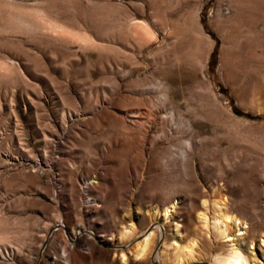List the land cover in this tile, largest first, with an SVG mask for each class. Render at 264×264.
<instances>
[{"label": "rangeland", "instance_id": "1", "mask_svg": "<svg viewBox=\"0 0 264 264\" xmlns=\"http://www.w3.org/2000/svg\"><path fill=\"white\" fill-rule=\"evenodd\" d=\"M0 62V264H212L230 241L264 264V0H0ZM202 196L249 228L216 238Z\"/></svg>", "mask_w": 264, "mask_h": 264}, {"label": "bare ground", "instance_id": "2", "mask_svg": "<svg viewBox=\"0 0 264 264\" xmlns=\"http://www.w3.org/2000/svg\"><path fill=\"white\" fill-rule=\"evenodd\" d=\"M194 16H195V19L193 21L194 26L199 30V32H201V34H203L202 33L203 27L199 23L198 13L195 12ZM45 23H42V24L45 25ZM44 25H42V26H44ZM46 27H47V24H46ZM49 28H50V30H49L50 32L53 30L54 34L57 35L58 37H60V39H62V40L63 39H67L68 41L73 40L74 42L76 41L77 43L78 42L82 43V44L84 43L85 45H87V44L90 45L92 43V41L89 40L90 38H88L85 35H82L80 33L70 31L71 29L70 30L64 29V27L59 28V29H56L57 27H55L53 29V27L52 28L48 27L47 30ZM41 29H43V28H41ZM130 30L132 31V34H133V37L135 38V40L139 44H141L142 46L151 44L152 42H154L158 38L156 32L144 20H136L133 29H130ZM209 38L211 39L210 36H209ZM206 39H207V41L209 40L208 38H206ZM208 42H209V45H212V43L210 41H208ZM93 44H94V42H93ZM1 62H0V70L2 68H5V65H7V64H5V65L3 64L4 65L3 66L1 64ZM6 70H8V69H6ZM1 71H4V69H2ZM1 74H3V73L1 72ZM69 114H70L69 119H72L71 116L74 114L70 111H69ZM62 126L63 127L66 126V122H65V124L63 123ZM146 146H147V144H146V142H144L143 143V150L145 151V153H146V151L148 152V149L146 148ZM42 162L44 164H46V162H47L46 155L43 156ZM83 181H84V179H83ZM59 189H60V187L59 188L55 187V192H54L55 195L58 193ZM224 202H226L225 198H221V199L213 200V201L212 200L208 201L206 198H204V196H202L201 204L198 205L199 207L195 211L196 218H197V220H199L201 225L204 226L205 228H207L212 235H214L216 238L221 239V240H225V238L228 236V234L230 235L229 232L239 231L240 229L247 230L249 228V224L246 221H242L237 216L230 215L228 213V211L223 207ZM155 208H156L155 209V216H157L159 214V216H161L164 219L163 222L165 224V227L169 226V225L173 226L172 227L173 231H172V235H171L170 239L173 240L175 243L181 241V238L179 237V232H180L181 226H184V224L179 223L176 220L179 217V215H181L180 210H179V200L177 202L176 201L171 202L169 204L157 206ZM168 221L170 224L167 223ZM57 226H59L61 228L62 227L65 228L64 225L59 224ZM133 227L134 226L130 225V226H128L122 230L121 236H120L121 240L127 241L128 240L127 238H129L131 235L133 236V234H132ZM237 227H239V228H237ZM78 234H80V232ZM180 235H181V233H180ZM152 238H153V236H152ZM226 239H228V238H226ZM237 240H239V239L237 238ZM151 241H152L151 235L146 236V238L141 243L137 244V246L134 247L135 251L133 250L134 251L133 254L135 255V258H138L140 256L143 257L144 254H146L147 250H149L148 247H149ZM180 245L179 246L176 245V253H177V257H175L176 258V264H182L186 260V258H185L186 254L184 255V252H183L184 250L181 249ZM5 249H6V252L8 255L14 256L16 254V252H15V250H13V248L11 250H8V248L6 247ZM225 250H226L225 253L223 252V254L222 253L216 254V256L213 257L212 264H249L250 259H249L247 250L240 248L236 242L230 241V243L227 245V248ZM65 252L66 251H64V253H63V258L66 260L65 257H66L67 253H65ZM127 255L128 254H125L123 252L121 255V261H123L125 264L128 263ZM151 262H152V260L149 258L148 260H146L144 262H140V263H135L134 261H131V264H149Z\"/></svg>", "mask_w": 264, "mask_h": 264}, {"label": "trees", "instance_id": "3", "mask_svg": "<svg viewBox=\"0 0 264 264\" xmlns=\"http://www.w3.org/2000/svg\"><path fill=\"white\" fill-rule=\"evenodd\" d=\"M233 104V103H232ZM233 106V111L239 115H246L248 116L247 113H243L241 110H239L235 105H232Z\"/></svg>", "mask_w": 264, "mask_h": 264}]
</instances>
